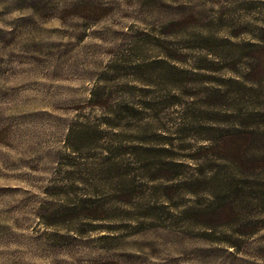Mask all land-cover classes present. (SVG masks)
I'll use <instances>...</instances> for the list:
<instances>
[{
	"label": "rangeland",
	"instance_id": "rangeland-1",
	"mask_svg": "<svg viewBox=\"0 0 264 264\" xmlns=\"http://www.w3.org/2000/svg\"><path fill=\"white\" fill-rule=\"evenodd\" d=\"M0 264H264V0H0Z\"/></svg>",
	"mask_w": 264,
	"mask_h": 264
}]
</instances>
